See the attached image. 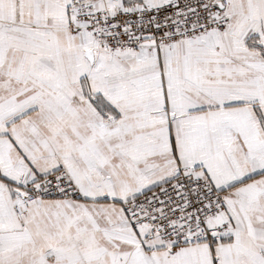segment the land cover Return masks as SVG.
<instances>
[{
  "label": "snow or ice",
  "instance_id": "1",
  "mask_svg": "<svg viewBox=\"0 0 264 264\" xmlns=\"http://www.w3.org/2000/svg\"><path fill=\"white\" fill-rule=\"evenodd\" d=\"M0 264H264V0H0Z\"/></svg>",
  "mask_w": 264,
  "mask_h": 264
}]
</instances>
